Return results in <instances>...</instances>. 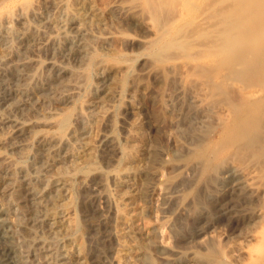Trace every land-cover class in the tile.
<instances>
[{"label":"rangeland","instance_id":"obj_1","mask_svg":"<svg viewBox=\"0 0 264 264\" xmlns=\"http://www.w3.org/2000/svg\"><path fill=\"white\" fill-rule=\"evenodd\" d=\"M203 13L204 29L196 23ZM63 20L70 22L56 32ZM262 40L264 0H0V205L17 264H116L114 175L132 121L137 117L164 150L177 140L185 144L172 127L177 100L161 111L152 98L154 89H164L160 71L172 61L220 64L224 54ZM34 57L54 63L32 71L22 66ZM16 74L32 79L21 82ZM33 86L37 98L28 92ZM8 117L25 121L36 135L26 158L18 135L3 124ZM167 155L147 182L145 176L127 178L138 198L127 206L125 221L145 232L155 228L163 249L154 252L156 263L177 252L175 264H264V214L255 215L261 208L264 213V204L253 211L233 204L230 214H221L220 206L190 235L173 234L179 223L176 207L166 203L176 195L163 185L173 172ZM249 211L256 212L244 222ZM31 216L36 222L28 229ZM199 229L202 235H192ZM202 239L204 253L215 249L204 263L192 257ZM143 256L140 264L148 260Z\"/></svg>","mask_w":264,"mask_h":264},{"label":"bare ground","instance_id":"obj_2","mask_svg":"<svg viewBox=\"0 0 264 264\" xmlns=\"http://www.w3.org/2000/svg\"><path fill=\"white\" fill-rule=\"evenodd\" d=\"M69 22L61 21L56 32ZM196 23L202 29L209 26L204 13L196 18ZM77 28L80 31V26ZM33 59L23 61L22 66L32 71L40 63H54ZM218 61L220 64L216 61H172L160 69L162 77L158 75L157 78L164 89H154L152 98L161 111L168 107L169 100H177L179 115L176 121H172V127L184 138L185 144L177 140L170 150H164L160 143L155 142L156 139L153 141L146 136L137 117L132 121L123 147L124 159L114 175L113 191L117 198L115 236L118 241L114 256L116 264H140L144 254L148 257L146 264H157L154 252L163 249L155 240V228L145 232L135 227L134 222L125 220L127 206L138 198L136 192L129 189L135 186L134 179L145 176L146 181V178L158 175V166L163 167L167 162L162 160L164 153L170 156L168 163L173 169L163 185L166 190L176 192L166 200L168 205L177 209L174 218L179 224L173 227L176 237L190 235L195 223L201 222L204 216L214 218L220 206L221 214H230L233 204L244 205L252 211L257 207L254 204H264V40L234 56L224 54ZM15 77L27 80L25 83H28L27 77L32 79L29 74H16ZM34 86L28 92L37 98L39 92ZM70 114L65 116L64 122ZM100 116L101 113L95 115L96 118ZM3 124L7 126L8 133L18 135L21 140H18V147H25L23 158H26L31 139L36 136L31 127L25 121L11 117L5 118ZM157 129L160 130L159 127ZM261 209L254 211L258 217L264 214ZM252 211L247 213V217L241 216L244 222L253 217ZM6 215L0 205V238L3 241L0 264H17L13 237L8 230L10 221ZM183 219L184 223L181 222ZM30 221L33 223L26 224L28 229L36 222L34 219ZM194 232L200 236L204 229L193 231L192 235L196 234ZM199 243L202 248L192 252V257L194 261L204 263L206 257L213 256L215 249L207 242L212 246L205 247L207 252L205 250L204 253V240ZM167 254L170 255L161 257L162 264H175L181 257L177 252ZM6 256L10 262L3 259Z\"/></svg>","mask_w":264,"mask_h":264}]
</instances>
